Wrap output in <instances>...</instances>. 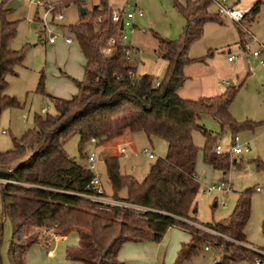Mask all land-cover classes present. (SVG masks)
I'll use <instances>...</instances> for the list:
<instances>
[{"label": "trees", "instance_id": "16d2710c", "mask_svg": "<svg viewBox=\"0 0 264 264\" xmlns=\"http://www.w3.org/2000/svg\"><path fill=\"white\" fill-rule=\"evenodd\" d=\"M211 1L176 0V7L186 18L181 36L169 38L154 34L158 51L167 60L166 72L160 79L151 73H137L131 58L132 46L121 40V25L111 19L113 8L108 0L56 2L53 10L72 3L86 8L81 20L70 25L86 59L85 76L76 80L78 91L71 97L48 93L56 112L37 113L35 126L18 137L13 136L11 149L0 151L2 213L12 227L10 264H27L24 252L48 233L59 237L73 232L78 234L79 243L66 249L69 260L84 264H124L119 259L124 243L160 241L172 226L183 228L191 235L190 242L182 244L175 264H186L201 247L214 240L225 248V256L218 264H229L238 258L255 264L254 256H262L251 250L246 237L252 211L251 190L238 193L227 222L203 224L195 217L196 198L201 188L196 169L199 146L193 136L196 129H202L207 137L205 161L225 173L230 167L229 153H216V138L198 122L199 118L211 114L233 129L234 135L260 122L238 121L232 114L230 104L238 90L235 84L221 93L198 98H186L179 93L187 79L186 65L197 59L189 55L191 42L203 34L206 21L223 22L219 11L216 14L209 11ZM261 2L257 0L249 7L245 24L256 20ZM9 9L6 0H1L0 112L3 107L19 105L14 95L5 92L6 74L15 73V66L24 57L23 49L9 45L17 22L7 17ZM238 28L242 44L245 30L241 24ZM110 35H115L117 41L112 52L106 54L103 48ZM38 88L45 90L43 79ZM127 130L133 134L141 130L149 139L159 136L167 142L166 155L151 165L149 174L141 182L121 173L118 154L105 158L113 196L143 209L90 199L89 195L98 193L91 185L96 173L70 156L64 145L71 134L78 133L81 156L87 158L85 145L94 142L93 138L107 141L123 136ZM123 188H127V196L120 198L118 193ZM189 220L241 244L224 243L223 237L210 234ZM2 231L0 219V242ZM260 262L264 264V256Z\"/></svg>", "mask_w": 264, "mask_h": 264}, {"label": "rangeland", "instance_id": "374dc122", "mask_svg": "<svg viewBox=\"0 0 264 264\" xmlns=\"http://www.w3.org/2000/svg\"><path fill=\"white\" fill-rule=\"evenodd\" d=\"M58 1L6 0V7L10 8L7 17L17 20L16 31L9 45L15 49H23L24 57L22 63L15 66V73L6 74L5 92L14 95L19 105L1 109L0 151L11 149L13 136L18 137L26 129L35 126L37 113L56 112L49 94L71 97L78 91L76 80H81L85 76L86 59L70 29L71 24L77 23L82 18L81 6L72 3L65 8L53 10ZM179 1L184 3L187 0ZM252 1L239 0L236 7L249 8ZM136 5L144 9V15L136 14L133 19L138 23V27L134 32L128 31L130 33L127 42L132 46V62L136 64L138 74L151 73L160 79L166 72L167 60L159 53L158 39L154 34L179 38L186 24V18L176 7V0H128L125 9L126 11L135 9ZM208 8L211 13L218 11V5L214 1L209 3ZM45 12H49L46 17ZM59 12L64 14V19H56L55 16ZM222 18L223 22L206 21L203 34L191 42L189 55L197 59L185 67L187 79L179 88V92L186 98H198L221 93L227 86L235 84L238 90L230 104L232 114L238 121L253 119L260 122L253 128H243L238 131L242 138L241 142L250 141L248 144L251 149L236 156L229 155L230 167L226 173L205 161L206 134L202 129L194 131V141L199 146L196 169L201 184L195 203V217L203 224L227 222L235 208L238 193L251 190L252 211L246 234L249 242L253 244L249 245L251 250L262 254V256H254V263L262 264L260 257L264 256V65L257 57L251 56V53L259 48L256 39L264 43V0L261 2L256 20L251 24L247 23L255 36L251 40L250 34L245 36L246 40L249 39V48L244 47L240 42L241 35L237 21L228 16ZM51 35H56L55 42L49 41ZM67 35L73 38L72 42L65 40ZM135 37L139 45H132L130 42V38L134 40ZM231 54L235 55L232 61L229 60ZM202 58L204 60H200ZM41 79L45 90L38 88ZM224 80L226 82L222 83ZM198 122L212 133L217 143H221L225 149L230 148L235 133L233 129L228 125L224 126L220 119L211 114H203ZM79 142V134L73 133L65 140V149L79 163L89 166L88 159L81 156ZM104 143L105 141L100 142V140L88 142L84 152L96 153L95 172L101 177L105 197L113 200L118 199L113 196L114 190L105 164L106 156L118 154L121 173L132 175L141 182L149 174L151 165L167 153V142L164 138L152 136L149 139L141 130L135 132L129 142L126 140L124 143L122 137ZM123 146L128 149L127 153L121 152ZM145 148L155 153L156 158L150 159ZM223 180H228L232 184V190L228 193L217 189L207 190L209 185H219ZM258 186L262 187L261 191L256 190ZM127 192V188H123L118 195L124 198ZM0 219L3 220L0 263L10 264L8 251L12 227L10 220L3 217L1 192ZM189 223L210 234L223 237L224 243L229 241L235 245L241 244L228 235L222 236L213 228L192 220H189ZM51 234L43 236L41 241L31 245L24 252L23 257L27 264H84L82 261L69 260L66 256V249L79 243L76 232L59 240ZM190 239L191 235L188 231L172 226L160 241L124 243L119 259L124 264H175L182 244L190 242ZM215 241L201 247L186 264H214L222 261L225 248L223 245L215 244ZM229 264L251 263L246 258H238Z\"/></svg>", "mask_w": 264, "mask_h": 264}, {"label": "built area", "instance_id": "2783aa9c", "mask_svg": "<svg viewBox=\"0 0 264 264\" xmlns=\"http://www.w3.org/2000/svg\"><path fill=\"white\" fill-rule=\"evenodd\" d=\"M33 1V0H32ZM38 2H41L42 0H35ZM214 2H216V4L218 5V11L222 16H228L229 18L233 19L234 21H237L238 24L242 25V28L245 30L244 35L247 36V34H250V40L252 39V37L255 38V36L252 34L251 31V27H248L247 24H245V13L249 10V8L246 9H242L239 7H236V1L235 0H213ZM137 7V6H135ZM138 14L140 15H144V9L141 7H137L135 9H131L126 11V9H113L112 13H111V19L113 20V22L115 23H120L121 25V30H122V37L121 40L123 42H127V39L129 38V33L130 32H134L136 29V23L134 22V17L135 15ZM56 19L61 20L63 19L64 15L62 12H59L56 16ZM130 30V32L128 33V31ZM55 35H51L49 40L50 41H54L55 40ZM248 40H244V44L242 43V45L244 47H248ZM67 41H71L72 37L69 36L66 39ZM117 41V37L115 35H110L107 44L104 46L103 51L106 54H109L112 52L113 49V45L114 43ZM256 41L259 43V48H256L252 51L251 56L257 57L260 62L264 65V43L257 40ZM132 50V48H131ZM130 49L127 50L128 53H130L131 51ZM235 58L234 54H231L229 56V60H233ZM249 58H250V54H249ZM226 82L225 80L222 81V83ZM2 132H4V129L2 130ZM92 141H96L95 138L92 139ZM250 145L246 142H241V137L238 133H236L233 136V140L231 142V146L229 149H225L224 146L221 143H217L215 146V151L217 154H221V153H229L230 156H236L239 154H242L244 152H249L250 151ZM145 152L148 153V156L150 159H155L156 158V154L149 151L147 148L144 149ZM128 149L126 148V146H123V148L121 149L122 153H127ZM88 161H89V168L92 169L93 171H95V165L97 163V156L95 152H91L88 154L87 157ZM96 173V172H95ZM91 185L94 187V189L98 192L95 195H89V198L95 201H99V202H103V203H107V204H111V205H120V206H129V207H136V208H141L143 209L144 207L138 206V205H134L132 203L123 201V200H113L110 198L105 197V191L102 187V183H101V177L99 175H95V177L93 178ZM214 189H217L218 191H221L223 193H228L229 191L232 190V184L230 183V181L228 180H223L221 181V183L219 185H209L207 187L208 191H212ZM257 191H261L262 187L258 186L256 188ZM209 248V247H207Z\"/></svg>", "mask_w": 264, "mask_h": 264}, {"label": "crops", "instance_id": "0c3cea01", "mask_svg": "<svg viewBox=\"0 0 264 264\" xmlns=\"http://www.w3.org/2000/svg\"><path fill=\"white\" fill-rule=\"evenodd\" d=\"M128 0H108V2H109V4H110V6L113 8V9H125V6H126V2H127ZM236 1V3L237 2H239V0H235ZM257 0H253L252 2V4H251V6L256 2ZM137 4V3H136ZM137 6V5H136ZM250 6V5H249ZM250 6V7H251ZM246 8H248V6L246 7ZM48 14H49V12H45L44 13V15H45V17L46 16H48ZM64 15V14H63ZM140 16H143V15H140ZM63 19H64V17H63ZM136 23V22H135ZM138 27V23H136V28ZM56 36V35H55ZM67 37H69V35H67V36H65V40L67 39ZM165 37H167V36H165ZM50 41V40H49ZM56 41V37H55V40L54 41H50V42H55ZM67 41V40H66ZM73 41V38H72V40L71 41H67V42H72ZM130 42L132 43V44H137V45H139L140 43L136 40V37L134 38V40H133V38H130ZM80 46V45H79ZM81 49V48H80ZM84 55V54H83ZM85 57V56H84ZM234 60V59H233ZM232 61V60H231ZM187 66V65H186ZM180 93V92H179ZM181 94V93H180ZM234 136V135H233ZM233 136H232V140H233ZM122 137H124V143L126 142V140H128V142L129 141H131L132 139H133V133L132 132H130V131H126L124 134H123V136H121V137H119V139L120 138H122ZM242 139V138H241ZM115 140H117V138H114V140L113 139H111V140H107L108 142H112V141H115ZM107 141H105V143H108ZM232 142V141H231ZM243 142H246V143H249L250 141H248V140H244ZM104 143V144H105ZM107 157V156H106ZM124 197H126V196H124ZM249 223V222H248ZM248 225V224H247ZM247 227V226H246ZM246 231V230H245ZM62 237H65V236H59V237H56V239H61ZM246 237H247V234H246ZM248 240V239H247ZM248 243H249V245H253L252 243H250L249 242V240H248ZM263 248V247H262ZM53 253V252H52ZM120 255V254H119ZM124 263V262H123Z\"/></svg>", "mask_w": 264, "mask_h": 264}, {"label": "water", "instance_id": "95a60500", "mask_svg": "<svg viewBox=\"0 0 264 264\" xmlns=\"http://www.w3.org/2000/svg\"><path fill=\"white\" fill-rule=\"evenodd\" d=\"M86 11V8L85 6H81V14H84ZM214 264H218V263H214Z\"/></svg>", "mask_w": 264, "mask_h": 264}]
</instances>
